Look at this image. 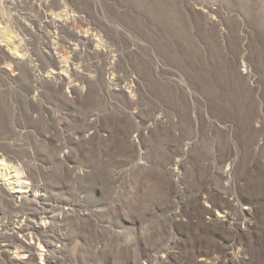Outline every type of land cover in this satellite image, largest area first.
Segmentation results:
<instances>
[{
    "label": "rangeland",
    "instance_id": "rangeland-1",
    "mask_svg": "<svg viewBox=\"0 0 264 264\" xmlns=\"http://www.w3.org/2000/svg\"><path fill=\"white\" fill-rule=\"evenodd\" d=\"M0 163V264H264V0H0Z\"/></svg>",
    "mask_w": 264,
    "mask_h": 264
},
{
    "label": "bare ground",
    "instance_id": "bare-ground-1",
    "mask_svg": "<svg viewBox=\"0 0 264 264\" xmlns=\"http://www.w3.org/2000/svg\"><path fill=\"white\" fill-rule=\"evenodd\" d=\"M3 163V162H2ZM1 164V163H0ZM3 165V164H2ZM14 176L13 179L16 180L15 185L17 186L15 189V192L17 193H21L22 191H24L27 188V185L25 183V179L23 174L21 173L20 169L14 167ZM18 188V189H17Z\"/></svg>",
    "mask_w": 264,
    "mask_h": 264
}]
</instances>
